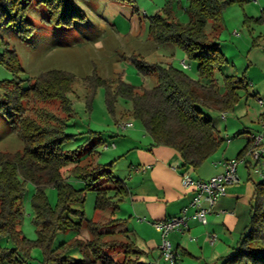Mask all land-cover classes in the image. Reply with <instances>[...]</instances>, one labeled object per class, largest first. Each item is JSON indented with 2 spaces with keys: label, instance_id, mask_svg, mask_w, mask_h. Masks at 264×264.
<instances>
[{
  "label": "trees",
  "instance_id": "16d2710c",
  "mask_svg": "<svg viewBox=\"0 0 264 264\" xmlns=\"http://www.w3.org/2000/svg\"><path fill=\"white\" fill-rule=\"evenodd\" d=\"M226 2L191 0V21L186 25L170 15L151 17L152 37L158 43L173 42L182 47L198 62L199 78L172 63L154 65L157 83L151 88L137 87L121 75L112 80L98 74L88 77L92 95L99 85L105 87L110 111H115L120 97L129 101L130 114L142 122L153 144L175 148L185 165L193 168L207 161L224 142L204 109L216 108L222 112L233 109L241 97L240 90L248 84L245 75H226L222 92L214 83V75L222 70L226 58L217 36L208 34L205 24L209 18L217 21ZM37 4L49 10L50 23L71 24L75 18L85 19V13L69 0H37ZM32 5L33 0H0V21L14 24L22 35L28 36L33 31V22L28 16ZM258 20L264 21V15ZM1 60L15 72L22 70L14 49H7ZM134 61L141 72H150L144 60ZM205 78L211 82L207 83ZM74 81L72 73L51 69L35 76L28 87H22L20 80L3 84L0 112L9 118L15 114L21 116L11 121L24 145L13 152L0 153V238L6 236L18 247L28 250L39 245L45 250L46 260L56 264H147L142 258L145 252L124 226L125 219L115 216L122 197L128 193L125 180L112 173L111 162L102 164L95 160V147L85 158H77L75 150L64 147L76 136L67 131L75 113L69 97ZM30 97L46 104L59 100L64 115L52 113L44 121L36 114L24 115V101ZM249 148V145L243 148L237 158L244 156ZM70 164L74 166L69 173L83 180L85 187L76 188L64 174ZM28 181L35 185L32 204L39 227L36 240L28 239L20 229L24 217L22 199ZM49 186L58 191L55 206L46 193ZM89 191L95 192L93 217H87L84 207ZM250 206V220L244 235L222 264H264V178L256 182ZM109 210L108 218H97L98 213ZM84 229L87 235L81 236ZM60 230L78 233L53 248V240ZM17 248L0 244V262L24 264L17 256ZM74 250H78V255L72 253Z\"/></svg>",
  "mask_w": 264,
  "mask_h": 264
},
{
  "label": "rangeland",
  "instance_id": "374dc122",
  "mask_svg": "<svg viewBox=\"0 0 264 264\" xmlns=\"http://www.w3.org/2000/svg\"><path fill=\"white\" fill-rule=\"evenodd\" d=\"M220 1L227 2L222 7L217 21L208 19L205 31L217 36L220 50L226 58L222 70L216 71L218 80L215 84L221 83L222 89L226 75H247L245 72L251 61L260 62L258 68L253 69L255 70L253 79L255 77L258 79L260 69L264 70L263 53L252 48L253 38L257 37L260 31H264V21L258 20L264 15V0ZM69 2L85 13V19L75 18L71 24L50 23L47 20L49 10L37 4V0H33V5L28 10V16L33 22V31L30 35L24 36L14 24L0 21V96L3 95V84L8 81L20 80L22 87H28L35 76L47 70L59 69L72 73L75 81L69 97L73 101L75 113L67 131L76 136L64 147L75 150L77 158H85L95 147L97 150L95 160L102 164L111 162L112 173L127 179L132 155L131 151L127 152L126 145L131 142L135 130L144 129V126L139 119L130 114L131 103L122 97L118 99L115 111H110L106 102L105 87L99 85L92 95L88 77L98 74L103 79L112 80L121 75L123 79L137 87L151 88L157 83L154 71L156 63H172L182 69L181 61L185 59L191 64V68L185 71L199 78L197 61L176 43L156 42L150 30L151 17L157 14L163 17L170 15L185 25L189 24L191 0H69ZM7 49L15 50L22 70L15 72L1 60ZM134 59L144 60L150 72L146 74L141 72ZM248 89L250 94L245 89L240 90L242 98L240 97V104L234 106L236 113L232 115L227 113V118L222 117V112L216 108L204 109L212 117L224 138L222 146L215 153L217 157L225 155L224 157L233 158L241 151L252 133L264 129L260 122L264 107L258 98L252 95L253 89L249 87ZM260 96L264 98V92H261ZM47 103L32 97L25 99L23 113L32 117L35 114L39 115L38 118L43 121L52 113L64 115L59 100L54 99ZM19 117L21 116L15 114L9 118L0 112V153L13 152L23 147V140L13 124ZM125 122H133L135 126L123 128L122 123ZM105 143L109 146L105 147ZM248 156L251 157L250 154H245V157ZM73 166L74 164L68 165L64 169V174L76 188L85 187L83 180L69 173ZM255 168H260L264 173V152L261 163L250 166L251 177L260 181L263 177L254 172ZM229 186L227 185V191ZM34 193L35 185L30 181L26 182L22 199L24 217L20 229L30 240H36L39 235L32 204ZM46 193L51 204L55 206L58 202L57 188L49 186ZM94 193L89 191L84 203L87 217L94 215L93 207L91 208ZM240 209L246 211L240 221L245 225L246 221L250 220V213L247 214L248 207L241 205ZM106 217H108L106 212L97 214L99 220H105ZM238 229L234 233V238L227 240V245L230 244L227 254L234 252L244 235L239 234ZM83 232L81 236L87 235L85 229ZM77 233L76 230L58 231L52 247L55 248L63 241L73 238ZM0 244L9 249L18 247L6 236L0 238ZM72 253L78 255V250ZM17 256L24 264H56L52 260H46L45 250L39 245H33L29 250L18 247ZM225 259L213 260L212 263L222 264Z\"/></svg>",
  "mask_w": 264,
  "mask_h": 264
},
{
  "label": "crops",
  "instance_id": "0c3cea01",
  "mask_svg": "<svg viewBox=\"0 0 264 264\" xmlns=\"http://www.w3.org/2000/svg\"><path fill=\"white\" fill-rule=\"evenodd\" d=\"M253 39L252 48L264 55V31H260V34ZM258 64H260L259 61H251L248 65L245 72L248 84L245 90L250 94L248 87L252 88L253 96L263 98L260 94L264 92V70L260 69L261 73L258 79L257 77L252 78L253 71H255L253 69ZM216 74L214 83L218 80ZM206 80L207 83L211 82L210 79ZM216 84L219 91L222 92L224 87L221 89V83ZM241 98L236 103L237 105L240 104ZM261 106L264 107L262 104ZM227 113L228 115L235 114V107L227 112H222L221 116L227 118ZM261 114L260 122L264 128V111ZM232 123L233 121L230 122V124ZM258 133L264 134V129L252 133L242 149L248 145L251 147L253 136ZM126 146L127 152L131 151L132 157L127 179L120 178L125 180L128 193L122 197L115 216L125 219L124 226L130 230L133 240L145 252L142 258L147 264H171L162 254V236L155 222L180 215L183 209L190 205L196 191L183 186V173L188 172L194 178L208 179L223 173L226 169V162L238 159L239 152L233 158L224 157L225 155L217 157L214 154L201 166L193 168L190 165H185L180 153L175 148L154 145L151 136L143 128L135 130L131 142ZM238 160L239 180L229 184L227 194L219 197L212 206V211L208 214V222L201 223L193 216L194 208L189 207L191 217L188 220V228L184 232L180 230L171 232L170 237L178 253L177 264H208V262L215 264L212 263L213 260H220L227 255L230 245H227V240L234 238V233L238 228L239 234L244 232L248 221L245 225L241 224L240 221L246 211L240 209V206L248 207L247 214L250 213L255 184L258 182L251 177L250 166L261 163V159L258 162L252 155L251 157L244 155ZM92 195L94 201L91 208L93 207L94 211L95 193ZM203 204L209 206L207 201H203ZM106 213L108 217L111 215L110 210ZM209 233L217 234V239L213 244L207 238Z\"/></svg>",
  "mask_w": 264,
  "mask_h": 264
},
{
  "label": "built area",
  "instance_id": "2783aa9c",
  "mask_svg": "<svg viewBox=\"0 0 264 264\" xmlns=\"http://www.w3.org/2000/svg\"><path fill=\"white\" fill-rule=\"evenodd\" d=\"M182 67L188 69L191 67L185 59L181 61ZM260 104L264 105V98H258ZM133 122L122 123L123 128L133 127ZM114 145V144H113ZM106 144L105 147H108ZM264 152V134H254L252 146L248 153L251 154L258 162ZM239 160L233 159L226 162V169L223 173L216 174L208 179L194 178L190 173L185 172L182 175V184L187 188H193L196 191L190 205L185 207L180 215L171 216L155 222L157 229L162 236L161 249L163 256L171 263L176 264L178 253L175 249L170 234L173 231H185L188 228V220L191 217L189 207L194 208L193 216L201 223L208 222V214L212 211V206L219 197L227 194V185L239 180L237 174V164ZM254 172L264 178V173L260 168H255ZM203 201H207L209 206H205ZM208 240L213 244L217 239V234L209 233Z\"/></svg>",
  "mask_w": 264,
  "mask_h": 264
}]
</instances>
